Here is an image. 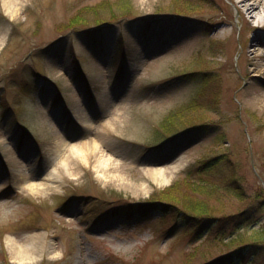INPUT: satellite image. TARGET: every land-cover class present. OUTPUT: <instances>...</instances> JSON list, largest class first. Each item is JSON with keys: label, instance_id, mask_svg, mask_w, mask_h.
<instances>
[{"label": "rangeland", "instance_id": "1", "mask_svg": "<svg viewBox=\"0 0 264 264\" xmlns=\"http://www.w3.org/2000/svg\"><path fill=\"white\" fill-rule=\"evenodd\" d=\"M254 1L253 15L239 0H0V264H208L251 244L232 264H264V208L241 214L264 201V0ZM117 16L133 28L80 35ZM179 106L175 136L156 140ZM93 140L89 161L71 155ZM224 156L241 196L210 176L215 226L139 211L153 194L210 197L182 178ZM54 170L50 188L29 187Z\"/></svg>", "mask_w": 264, "mask_h": 264}, {"label": "trees", "instance_id": "2", "mask_svg": "<svg viewBox=\"0 0 264 264\" xmlns=\"http://www.w3.org/2000/svg\"><path fill=\"white\" fill-rule=\"evenodd\" d=\"M110 19L112 20H107L106 22H103V21L101 22L100 20V22H98L99 23L97 26L98 28H93L95 26H92V29H87V30L81 29L80 35L83 38H85L89 35L102 32L101 31L102 28L100 27V24L102 26L111 27L113 29L120 28L122 31H125V30L129 31L131 27L133 28V25L130 23V21H127L126 19H124V17L119 18L117 16V17H112ZM80 23L85 24L86 22L77 21L75 18H73L70 21V25H77ZM149 25L150 24L146 25L147 27L145 28L148 31H149V28H151V26ZM78 29L80 28L79 27L75 28V30H78ZM194 100L195 99H192L191 101H189L190 105L189 104L187 105H189V107H192L195 103ZM185 108L187 107L179 106L176 109L171 110L170 112L166 114V116L162 120L161 126H159L155 132L156 140L166 141L167 139H169V137L175 136L177 132L176 128H177L178 123L174 122V118L179 116L181 114L180 112L184 111ZM199 127L204 128L201 130L205 132L209 131V129L212 128L208 123H202L201 126ZM218 139H220V137H218ZM226 158L225 156L223 158L221 157L210 158L206 162L200 164L198 167L194 169L186 170L185 175L182 178L183 182L186 181L188 184L192 183L193 187L195 188H198L201 186L206 187V188L210 187L211 188L210 190H212V195H210V197L206 199L204 198L201 199V197H199L194 200L192 198H188L182 202V205H179L177 202H174V201L171 203L164 202V200L162 199L163 198L162 196L161 198L160 196H155V194H153V198L151 200L136 204L138 206L139 211H142L143 209H155L158 211H163L164 213L170 212L174 215L182 214V216H184L186 220L193 219L195 222H197L196 224L201 226L200 229L203 228L204 231L206 229H210L212 226H215L223 218L219 219V217L214 216V214L212 213V206H211V201L213 200L212 196L214 193H217V191L219 190V187L217 183H214L211 180H209L210 176L216 175V174L219 175V178L221 179V181L224 182L226 186H228V188H230L233 191H236L238 195L241 194L240 186L238 185V181H239L238 179L240 178L238 176V170L236 168L237 165L236 163H234L232 159L228 160V156H226ZM174 183L177 184L179 182H174ZM196 195H197V192H196ZM214 197L216 198V194ZM254 201L256 202L252 203L251 208L249 210L247 209V210L241 211L242 215L248 213L249 214L248 216H251L256 212L257 209L264 208V201L259 200L257 196ZM231 217L234 218L235 216L233 215ZM237 218L241 221L245 219L243 216L241 218H239L238 216ZM251 246H254V244H251L248 247H251ZM248 247L245 246L241 248L240 249L241 252H244V250ZM240 250H239V253L237 252L236 257H234L233 255H230L228 257H225L224 259L213 260L208 264H232L238 258H241L243 253H240Z\"/></svg>", "mask_w": 264, "mask_h": 264}, {"label": "bare ground", "instance_id": "3", "mask_svg": "<svg viewBox=\"0 0 264 264\" xmlns=\"http://www.w3.org/2000/svg\"><path fill=\"white\" fill-rule=\"evenodd\" d=\"M239 3L245 7V10L248 12H250L251 14L254 15V13H256V9L258 8L257 5L255 4L254 0H239ZM262 25L264 26V22L262 23ZM67 146V144H65V142H62L58 145V153H59V157L62 158L63 152L65 147ZM99 147V144L97 143V141L93 140L91 142H86L85 144H83V146H78V145H72L70 146V150H71V155H75V157H79L82 160L85 161H89V157L91 154H93L95 151H97ZM71 155H65V157H63L62 162L65 163L66 165L69 164V161L71 159ZM98 170L99 167L100 169L103 170H109L110 168V164H112V161L110 158H106L104 159H100L98 160ZM182 162H180L181 164ZM55 170L51 171L50 173H48L47 177L44 178V182L41 183H28L29 187L33 190V191H37L38 189H47L50 188L51 185L57 180V176L54 175ZM21 175H23V173H21ZM24 176V175H23ZM24 253L19 254V258L21 260H27V258H32L33 257V253H34V249H32L29 253L26 251H23Z\"/></svg>", "mask_w": 264, "mask_h": 264}]
</instances>
